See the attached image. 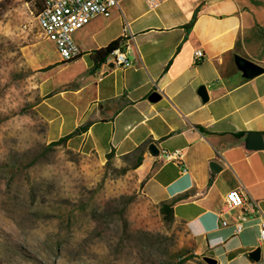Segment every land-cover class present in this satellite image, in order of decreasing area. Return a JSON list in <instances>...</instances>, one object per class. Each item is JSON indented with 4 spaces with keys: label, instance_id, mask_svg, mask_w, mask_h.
<instances>
[{
    "label": "crops",
    "instance_id": "crops-1",
    "mask_svg": "<svg viewBox=\"0 0 264 264\" xmlns=\"http://www.w3.org/2000/svg\"><path fill=\"white\" fill-rule=\"evenodd\" d=\"M118 1L110 16L73 33L81 55L71 62L63 63L50 41L51 56L43 53L46 39L25 47L38 95L32 109L45 137H70L65 147L104 160L140 148L141 194L172 212L193 259L264 264V0H161L154 10L143 0ZM112 42L129 66L105 63L108 56L92 60ZM197 51L203 57L195 58ZM240 60L260 71L248 75ZM249 134L262 136V149L247 147ZM175 152L178 158L167 157ZM233 189L260 213L228 208ZM256 248L254 262L248 254Z\"/></svg>",
    "mask_w": 264,
    "mask_h": 264
},
{
    "label": "rangeland",
    "instance_id": "rangeland-1",
    "mask_svg": "<svg viewBox=\"0 0 264 264\" xmlns=\"http://www.w3.org/2000/svg\"><path fill=\"white\" fill-rule=\"evenodd\" d=\"M34 17L30 3L0 0V264H205L141 194L138 152L49 145L24 54L44 39ZM51 44L38 48L51 56Z\"/></svg>",
    "mask_w": 264,
    "mask_h": 264
},
{
    "label": "built area",
    "instance_id": "built-area-1",
    "mask_svg": "<svg viewBox=\"0 0 264 264\" xmlns=\"http://www.w3.org/2000/svg\"><path fill=\"white\" fill-rule=\"evenodd\" d=\"M148 10L156 9L161 0H143ZM114 8H119L118 0H41L40 8L35 20L44 39L52 42L63 63L71 62L81 55V50L75 44L72 35L75 31L89 24L96 17H108ZM32 15V11L30 12ZM203 57L202 51L195 53V58ZM125 68L130 65L125 52L116 49L107 57L105 63ZM180 155L178 152L168 154V158ZM225 204L230 209L243 212L260 213V209L253 199H249L239 189L230 190L225 195ZM241 230V223L237 224V231ZM259 239L264 241V216L259 224Z\"/></svg>",
    "mask_w": 264,
    "mask_h": 264
},
{
    "label": "water",
    "instance_id": "water-1",
    "mask_svg": "<svg viewBox=\"0 0 264 264\" xmlns=\"http://www.w3.org/2000/svg\"><path fill=\"white\" fill-rule=\"evenodd\" d=\"M240 64H241L242 69L250 76L257 74L260 71V69L255 64H253L249 61L240 60ZM198 94L202 98H205V93H204L203 88H200V90L198 91ZM158 99H159V96L157 94H152L150 96L151 101H157ZM247 141H248L247 147L249 149L257 150V149L263 148V139H262V136L260 134H249ZM148 149L150 150L151 154L155 153V149H154L153 145L148 146ZM210 168L215 170V171L218 170V167L216 166V164L214 162H212L210 164ZM260 250H261L260 248H256L253 251H251L248 254L249 259L254 261V262H257L259 260V257H260ZM203 261L206 264H215V261L210 259V258H204Z\"/></svg>",
    "mask_w": 264,
    "mask_h": 264
},
{
    "label": "trees",
    "instance_id": "trees-1",
    "mask_svg": "<svg viewBox=\"0 0 264 264\" xmlns=\"http://www.w3.org/2000/svg\"><path fill=\"white\" fill-rule=\"evenodd\" d=\"M26 3H30L32 5V7L34 8V14H36L38 12V9L40 8V2L41 0H24ZM195 18L192 19V21L189 24V27H191L194 23ZM117 46V42H112L109 46H107L104 49H100L97 50L95 52L92 53V60L95 63H101L104 62L106 57L116 48ZM70 137H65L62 139H59L55 142H51L49 145L51 147H55V146H61V145H65L66 141L69 139ZM138 154H137V163L135 164V168L138 166L139 164V157L140 154L142 153V150L139 148L137 150ZM110 155L107 157V160L110 159ZM160 214L162 215L163 219L167 222H171L173 221V217H172V212L166 208L165 205H162L159 209Z\"/></svg>",
    "mask_w": 264,
    "mask_h": 264
}]
</instances>
